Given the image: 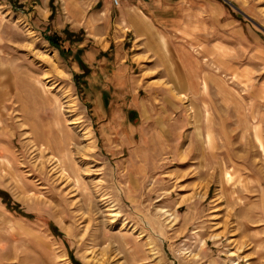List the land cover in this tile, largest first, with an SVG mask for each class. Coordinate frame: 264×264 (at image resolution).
<instances>
[{
  "label": "rangeland",
  "instance_id": "374dc122",
  "mask_svg": "<svg viewBox=\"0 0 264 264\" xmlns=\"http://www.w3.org/2000/svg\"><path fill=\"white\" fill-rule=\"evenodd\" d=\"M167 1L0 0V264H264V0Z\"/></svg>",
  "mask_w": 264,
  "mask_h": 264
},
{
  "label": "crops",
  "instance_id": "0c3cea01",
  "mask_svg": "<svg viewBox=\"0 0 264 264\" xmlns=\"http://www.w3.org/2000/svg\"><path fill=\"white\" fill-rule=\"evenodd\" d=\"M39 1L42 2V8L47 9L48 0ZM56 1L62 5L63 12L67 14H74L76 12L77 16L83 14L85 9H88L90 5L98 2L100 10L94 12L92 15L98 16V14H101L102 17H105L103 19L106 21L107 31L109 26L107 21L110 20L109 15L115 12L118 17L117 23L114 21L115 25L123 33L128 32L131 39H133V43H162L160 37H162L163 43H201L199 40L192 39L194 31L189 29L186 24L178 27L174 26L172 12L167 0H116L117 4L115 6L109 0H84L87 1L86 3H89V6L85 4L83 8L78 3V5L76 4V11H71L70 4L74 5L73 3H77L75 2L77 0ZM90 22L94 21L90 20ZM173 53L175 56L178 54L180 56L184 55L188 59V62H197V59L193 58L192 53L185 46L175 47L172 51ZM173 62L175 63L176 61Z\"/></svg>",
  "mask_w": 264,
  "mask_h": 264
},
{
  "label": "built area",
  "instance_id": "2783aa9c",
  "mask_svg": "<svg viewBox=\"0 0 264 264\" xmlns=\"http://www.w3.org/2000/svg\"><path fill=\"white\" fill-rule=\"evenodd\" d=\"M113 5H116L117 4V1L116 0H109Z\"/></svg>",
  "mask_w": 264,
  "mask_h": 264
},
{
  "label": "water",
  "instance_id": "95a60500",
  "mask_svg": "<svg viewBox=\"0 0 264 264\" xmlns=\"http://www.w3.org/2000/svg\"><path fill=\"white\" fill-rule=\"evenodd\" d=\"M222 1H224V0H222Z\"/></svg>",
  "mask_w": 264,
  "mask_h": 264
}]
</instances>
